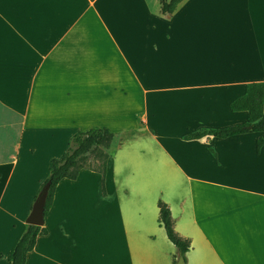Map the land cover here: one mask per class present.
<instances>
[{"label":"crops","instance_id":"1","mask_svg":"<svg viewBox=\"0 0 264 264\" xmlns=\"http://www.w3.org/2000/svg\"><path fill=\"white\" fill-rule=\"evenodd\" d=\"M161 8L0 0V264L50 162L92 128L120 145L104 177L57 184L25 264H174L159 201L190 242L186 264H264V132L184 139L246 123L230 105L264 83V0Z\"/></svg>","mask_w":264,"mask_h":264},{"label":"trees","instance_id":"2","mask_svg":"<svg viewBox=\"0 0 264 264\" xmlns=\"http://www.w3.org/2000/svg\"><path fill=\"white\" fill-rule=\"evenodd\" d=\"M183 0H161V12L164 15H171ZM230 109L233 112H246L247 121L244 124L231 126L224 129H200L184 136L185 140L200 139L212 136L225 139L236 135L264 132V83L254 82L247 85L243 96L235 99ZM120 145L118 134L112 133L104 128H92L86 131H79L72 135L63 156L52 160L49 165L48 175L39 185L35 195L36 200L42 187L49 183L48 194L44 206V216L51 208L57 184L63 179L75 180L81 170H90L101 174L104 177L107 163ZM263 140L258 139L256 151L259 152ZM90 156H94L91 162ZM34 203V202H33ZM32 209V208H31ZM158 221L163 227L167 239L175 246L176 254L174 264L179 255L186 262V254L190 249V242L180 237L174 230L171 213L166 204L158 202ZM44 225H25V229L17 240L10 257V264H25L27 254L35 246L38 236L44 235Z\"/></svg>","mask_w":264,"mask_h":264},{"label":"water","instance_id":"3","mask_svg":"<svg viewBox=\"0 0 264 264\" xmlns=\"http://www.w3.org/2000/svg\"><path fill=\"white\" fill-rule=\"evenodd\" d=\"M49 183H46L40 190L36 200L32 205L31 212L26 219V224L42 226L44 224V206L48 194ZM176 264H186L181 255L178 256Z\"/></svg>","mask_w":264,"mask_h":264},{"label":"rangeland","instance_id":"4","mask_svg":"<svg viewBox=\"0 0 264 264\" xmlns=\"http://www.w3.org/2000/svg\"><path fill=\"white\" fill-rule=\"evenodd\" d=\"M91 162H94L95 160V157L94 156H90V159H89Z\"/></svg>","mask_w":264,"mask_h":264}]
</instances>
